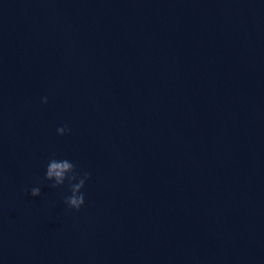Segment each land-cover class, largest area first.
Masks as SVG:
<instances>
[{
    "label": "water",
    "instance_id": "water-1",
    "mask_svg": "<svg viewBox=\"0 0 264 264\" xmlns=\"http://www.w3.org/2000/svg\"><path fill=\"white\" fill-rule=\"evenodd\" d=\"M0 264H264V0H0Z\"/></svg>",
    "mask_w": 264,
    "mask_h": 264
},
{
    "label": "clouds",
    "instance_id": "clouds-1",
    "mask_svg": "<svg viewBox=\"0 0 264 264\" xmlns=\"http://www.w3.org/2000/svg\"><path fill=\"white\" fill-rule=\"evenodd\" d=\"M43 103L48 102V97L42 98ZM71 132V128L63 125L57 128L58 135H65ZM91 178V173L88 171L78 170V166L69 159H56L55 156L49 159L44 175V180L51 181V187L57 188L65 184L67 181L71 195L64 197V202L69 208L79 211L86 202V195L82 191L86 182ZM32 196H40L42 189L39 186L30 189Z\"/></svg>",
    "mask_w": 264,
    "mask_h": 264
}]
</instances>
